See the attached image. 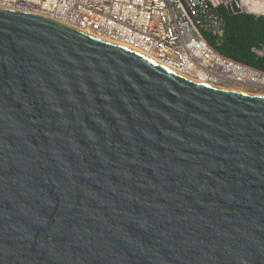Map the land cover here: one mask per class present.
I'll return each instance as SVG.
<instances>
[{"label": "water", "instance_id": "95a60500", "mask_svg": "<svg viewBox=\"0 0 264 264\" xmlns=\"http://www.w3.org/2000/svg\"><path fill=\"white\" fill-rule=\"evenodd\" d=\"M0 264H264V96L0 9Z\"/></svg>", "mask_w": 264, "mask_h": 264}, {"label": "built area", "instance_id": "2783aa9c", "mask_svg": "<svg viewBox=\"0 0 264 264\" xmlns=\"http://www.w3.org/2000/svg\"><path fill=\"white\" fill-rule=\"evenodd\" d=\"M252 14L264 0H0V9L35 14L137 52L188 79L264 94V72L216 50L221 9ZM262 55L261 52H259Z\"/></svg>", "mask_w": 264, "mask_h": 264}, {"label": "trees", "instance_id": "16d2710c", "mask_svg": "<svg viewBox=\"0 0 264 264\" xmlns=\"http://www.w3.org/2000/svg\"><path fill=\"white\" fill-rule=\"evenodd\" d=\"M221 13L225 24L224 37L218 45L207 34L210 44L224 56L264 72V16L233 13L224 8Z\"/></svg>", "mask_w": 264, "mask_h": 264}, {"label": "bare ground", "instance_id": "6f19581e", "mask_svg": "<svg viewBox=\"0 0 264 264\" xmlns=\"http://www.w3.org/2000/svg\"><path fill=\"white\" fill-rule=\"evenodd\" d=\"M260 12H262L263 10H259ZM264 12V11H263ZM155 62V61H154ZM157 63V62H155ZM210 86V85H209ZM232 91H235V92H242V93H248V94H253V95H260V96H264V94H260V93H252V92H249V91H245V90H237V89H232Z\"/></svg>", "mask_w": 264, "mask_h": 264}, {"label": "crops", "instance_id": "0c3cea01", "mask_svg": "<svg viewBox=\"0 0 264 264\" xmlns=\"http://www.w3.org/2000/svg\"><path fill=\"white\" fill-rule=\"evenodd\" d=\"M258 10H256V11H254V13H252V15H256V16H264V14H260V13H264L263 11L262 12H260L259 10V8H257Z\"/></svg>", "mask_w": 264, "mask_h": 264}, {"label": "rangeland", "instance_id": "374dc122", "mask_svg": "<svg viewBox=\"0 0 264 264\" xmlns=\"http://www.w3.org/2000/svg\"><path fill=\"white\" fill-rule=\"evenodd\" d=\"M259 95V94H258Z\"/></svg>", "mask_w": 264, "mask_h": 264}]
</instances>
